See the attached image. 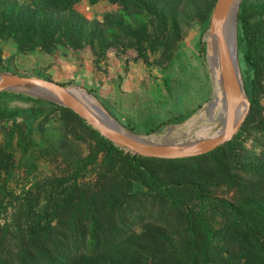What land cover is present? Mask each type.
Instances as JSON below:
<instances>
[{
    "label": "trees",
    "instance_id": "obj_1",
    "mask_svg": "<svg viewBox=\"0 0 264 264\" xmlns=\"http://www.w3.org/2000/svg\"><path fill=\"white\" fill-rule=\"evenodd\" d=\"M77 1L0 0V39H11L19 54L59 47L104 53L127 41L143 57L147 50H159L168 61L178 37L177 15L186 11L181 4H194L197 14L204 13L207 28L216 0H89L147 18L133 25L113 12L101 24L88 21L76 10ZM246 16L239 13L238 34L245 48L240 71L250 109L235 136L207 154L184 159L132 155L71 110L49 103L62 115L46 147L55 171L46 181L48 190L33 194L0 222V264H264V109L254 102L258 55L253 45L264 34ZM173 86L169 83L171 94ZM0 95L47 103L23 93ZM99 101L139 134L159 132L188 117L179 114L142 133L141 126ZM248 135L255 141L251 148L245 145ZM20 137L21 157L35 163L29 154L33 140ZM87 140L94 149L83 156Z\"/></svg>",
    "mask_w": 264,
    "mask_h": 264
},
{
    "label": "rangeland",
    "instance_id": "obj_2",
    "mask_svg": "<svg viewBox=\"0 0 264 264\" xmlns=\"http://www.w3.org/2000/svg\"><path fill=\"white\" fill-rule=\"evenodd\" d=\"M75 8L86 20L100 24L104 15L110 12L121 14L129 25L134 20L147 23L146 17L127 16L119 12L117 5L107 1L90 4L89 0H78ZM182 8L186 11L177 15L178 37L168 61L163 60L159 50H147L143 57L137 47L127 41L104 53L93 52L89 47L75 51L59 47L49 53L37 48L19 54L11 39H0V72L39 77L81 89L95 99L101 110L108 113L99 99L115 107L133 124L141 126L138 130L142 133L144 129L188 113L184 122L166 125L159 132L135 133L158 143L214 137L221 126L222 100L218 102L221 96L218 90L219 76L215 73L216 68L211 70L209 65V25L207 28L202 26L204 13L197 14L194 4L183 2ZM242 11L252 24L257 23L256 31L263 30L264 34V0H239L234 40L243 85L240 69L244 70L242 54L245 48L238 34V16ZM253 45L258 55L254 102L256 107L264 109V36L261 39L256 36ZM169 83L174 85L172 94ZM243 89L247 99L250 98L246 81ZM216 93L215 110L210 113L207 103L216 98ZM35 99L47 103L0 95V222L9 219L23 204H28L27 199L33 194L48 190L46 181L55 171V164L46 147L55 133L53 128L61 125L62 115L52 110L49 103H54ZM20 133L33 140L29 153L30 158L34 156L33 164L26 163L21 157L18 147ZM248 138L245 143L247 148L255 146L253 136L248 135ZM91 149H94L91 142L85 141L82 145L83 156Z\"/></svg>",
    "mask_w": 264,
    "mask_h": 264
},
{
    "label": "water",
    "instance_id": "obj_3",
    "mask_svg": "<svg viewBox=\"0 0 264 264\" xmlns=\"http://www.w3.org/2000/svg\"><path fill=\"white\" fill-rule=\"evenodd\" d=\"M238 4L239 0H216L207 30V36L215 39L219 53L218 82L222 93V117L217 136L196 137L189 142L158 143L152 138L131 132L106 112L100 117L97 116L73 93L74 87L39 77L0 72V94L19 92L65 107L96 130L100 136L132 155L158 159H184L207 154L235 136L250 109V102L245 95L241 76L238 77L240 72L236 48L234 47L233 55H231L222 37V26L231 9L235 6L238 10ZM241 103L245 106V111L239 115L237 108ZM213 105L214 99L208 101V111Z\"/></svg>",
    "mask_w": 264,
    "mask_h": 264
},
{
    "label": "bare ground",
    "instance_id": "obj_4",
    "mask_svg": "<svg viewBox=\"0 0 264 264\" xmlns=\"http://www.w3.org/2000/svg\"><path fill=\"white\" fill-rule=\"evenodd\" d=\"M239 5V4H238ZM236 14H237V7H233L231 11L229 12L223 26H222V37L223 41L225 43V46L227 47V50L233 55V50L235 47V40H234V25H235V20H236ZM208 44H209V58H210V65H211V70L212 68H216L215 73L219 76V68H218V63H219V53H218V47L215 44V39L211 36H208ZM211 54V55H210ZM236 74L238 75V70L236 68V65L234 64ZM240 77V75H238ZM73 93L97 116H101L104 114V111L101 110L95 101V99L91 96H89L86 92L82 91L81 89L78 88H73ZM218 90L221 92L220 86L218 85ZM219 96V95H218ZM222 100V93L220 96V99L218 102ZM217 101V93H216V98L214 99V105L209 111L212 113L215 110V104ZM245 106L241 103L238 105L237 108V113L240 115L242 114L245 110ZM219 133H217L215 136H217Z\"/></svg>",
    "mask_w": 264,
    "mask_h": 264
}]
</instances>
